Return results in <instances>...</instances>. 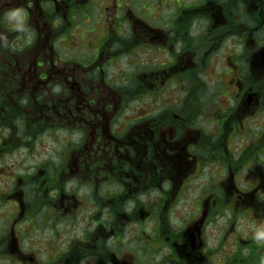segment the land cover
<instances>
[{
    "label": "flooded vegetation",
    "instance_id": "1",
    "mask_svg": "<svg viewBox=\"0 0 264 264\" xmlns=\"http://www.w3.org/2000/svg\"><path fill=\"white\" fill-rule=\"evenodd\" d=\"M0 264H264V0H0Z\"/></svg>",
    "mask_w": 264,
    "mask_h": 264
},
{
    "label": "rangeland",
    "instance_id": "2",
    "mask_svg": "<svg viewBox=\"0 0 264 264\" xmlns=\"http://www.w3.org/2000/svg\"><path fill=\"white\" fill-rule=\"evenodd\" d=\"M47 143L48 146V152H50V149L54 147L55 141L48 137V139L44 140Z\"/></svg>",
    "mask_w": 264,
    "mask_h": 264
}]
</instances>
